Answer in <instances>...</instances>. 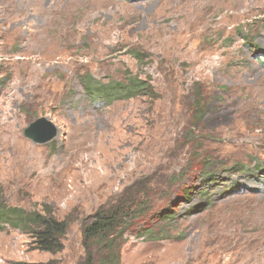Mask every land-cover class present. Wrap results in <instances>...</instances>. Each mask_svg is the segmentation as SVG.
<instances>
[{"label": "rangeland", "instance_id": "obj_1", "mask_svg": "<svg viewBox=\"0 0 264 264\" xmlns=\"http://www.w3.org/2000/svg\"><path fill=\"white\" fill-rule=\"evenodd\" d=\"M85 73L153 91L93 103ZM0 200L67 223L58 252L0 231V264H82L117 207L119 264H264V0H0Z\"/></svg>", "mask_w": 264, "mask_h": 264}, {"label": "trees", "instance_id": "obj_2", "mask_svg": "<svg viewBox=\"0 0 264 264\" xmlns=\"http://www.w3.org/2000/svg\"><path fill=\"white\" fill-rule=\"evenodd\" d=\"M130 55L138 65H142L143 58L139 50L131 49ZM79 82L89 101L107 105L138 95H149L153 91L147 80L132 74L122 79L101 82L90 73H85L79 76ZM136 211L140 212L138 208L135 210L130 207L110 208L105 211L98 209L90 222L83 226L82 239L84 245L88 241L99 242V257L87 249L82 264H119L118 239H122L126 229L123 220L132 218ZM171 213L165 210L160 212L159 217L172 219L168 216ZM7 228L19 229L30 235L38 250L58 252L63 247L62 239L67 231V223L49 214L42 215L39 212L27 211L0 200V231H5Z\"/></svg>", "mask_w": 264, "mask_h": 264}, {"label": "water", "instance_id": "obj_3", "mask_svg": "<svg viewBox=\"0 0 264 264\" xmlns=\"http://www.w3.org/2000/svg\"><path fill=\"white\" fill-rule=\"evenodd\" d=\"M57 128L44 117L33 119L23 129V136L35 144H44L56 135Z\"/></svg>", "mask_w": 264, "mask_h": 264}, {"label": "bare ground", "instance_id": "obj_4", "mask_svg": "<svg viewBox=\"0 0 264 264\" xmlns=\"http://www.w3.org/2000/svg\"><path fill=\"white\" fill-rule=\"evenodd\" d=\"M45 51V50H44ZM34 57V56H33ZM35 59H37V55L35 56Z\"/></svg>", "mask_w": 264, "mask_h": 264}]
</instances>
